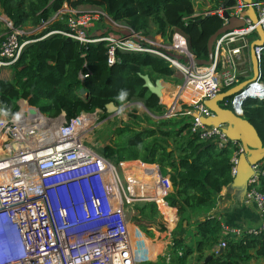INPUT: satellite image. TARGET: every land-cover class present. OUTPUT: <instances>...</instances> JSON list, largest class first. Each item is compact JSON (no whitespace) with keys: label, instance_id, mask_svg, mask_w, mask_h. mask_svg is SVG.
I'll return each mask as SVG.
<instances>
[{"label":"built area","instance_id":"1","mask_svg":"<svg viewBox=\"0 0 264 264\" xmlns=\"http://www.w3.org/2000/svg\"><path fill=\"white\" fill-rule=\"evenodd\" d=\"M251 4L264 34V0H252ZM233 5L228 13L236 15L242 8L241 0ZM214 11L220 15L219 8ZM57 13L67 14V29L50 32L79 41L103 40L108 64L114 60L115 48L148 51L164 58L179 74L180 83L168 103L160 100L164 105L163 116L178 113L190 116L189 132L218 147L236 143L237 149L229 158L233 176L241 150L239 142L228 139L219 126L201 124L192 113L211 115L202 99L250 75L248 47L255 37V23L243 17L241 26L217 35L212 43L211 61L205 65L195 62L186 37L179 32H173V39L167 44L158 35L155 44L158 50H155L144 42L141 33L126 25L115 28L117 23L101 10L98 13L110 20L105 19L109 26L104 29L106 32L101 31L92 38L87 37L86 30L98 14L65 4ZM0 20L5 27L0 41V70L9 75L22 46L32 39L25 34L24 27H13L1 13ZM44 23L29 27L39 30ZM263 46H253L257 57ZM83 76L78 72L80 79ZM182 91L191 92L192 99H183ZM246 98L264 100V82L259 78L250 81L221 104L242 115ZM87 114L80 111L65 122L60 114L49 117L27 104H18L17 111L9 117L0 110V264H138L128 233L126 206L133 200L150 201L160 211L159 205H165L164 196L170 190V182L155 163L138 158L112 162L95 150L88 132L92 126L73 132L79 115ZM59 117L62 120L56 122ZM145 168L151 171L146 172ZM251 168L243 202L255 207L260 222L256 227L221 225L223 231L235 236L264 230V191L258 189L260 177L264 176V158ZM223 246L224 241H220L213 250L216 252ZM160 257L165 263L174 261V256L168 253Z\"/></svg>","mask_w":264,"mask_h":264},{"label":"trees","instance_id":"2","mask_svg":"<svg viewBox=\"0 0 264 264\" xmlns=\"http://www.w3.org/2000/svg\"><path fill=\"white\" fill-rule=\"evenodd\" d=\"M220 1L208 0L209 8L202 10L194 8L195 0H0V13L13 27H37L45 22L37 34L29 37L32 40L22 46L11 64L10 74L0 70L3 115L14 114L21 98L49 117L62 113L65 122L80 111L104 110L107 102L115 106L132 99L142 102L145 111L129 110L128 120L113 128L110 141L101 152L112 162L138 158L155 163L167 175L170 182V190L164 196L167 214L161 212L162 215L152 202L143 201L133 205L134 213L129 221L150 234L165 229L161 217L172 223L179 235L171 240L175 252L173 264H184L195 250L197 259L201 258L198 264H205L202 260L206 254L210 255L207 264H249L253 254H264V230L235 236L223 232L218 219L205 215L215 195L232 179L229 158L237 144L228 142L218 147L214 142L198 139L189 132L190 116L183 122L163 116L164 105L142 85L140 76L147 74L151 81L160 78L176 82L173 68L161 56L115 48L114 60L108 64L103 40L79 41L50 31L67 29V14L57 13L63 4L71 8L91 5L134 32L169 38L172 28H177L186 36L194 57L204 58L208 35L223 22L214 11ZM235 2L228 0L227 5ZM3 31L5 27L0 20V41ZM87 37L95 35L87 33ZM258 67L259 79L264 82V46L259 53ZM78 72L84 74L82 79ZM81 86L84 93L78 91ZM121 91L127 93L123 100L119 98ZM187 93L190 94L188 98H192L189 91L184 96ZM242 116L252 123L264 144V100L246 98L242 103ZM79 117V124L91 123L84 116ZM258 189L264 191V176L260 177ZM190 225L193 226L191 230ZM187 231L186 234L194 237L190 242L193 248L184 241L183 233ZM220 241H224L220 252L208 250ZM154 248L155 242L150 241L147 244L150 254ZM145 258L143 255L138 263L169 264L162 257L155 261L148 256Z\"/></svg>","mask_w":264,"mask_h":264},{"label":"water","instance_id":"3","mask_svg":"<svg viewBox=\"0 0 264 264\" xmlns=\"http://www.w3.org/2000/svg\"><path fill=\"white\" fill-rule=\"evenodd\" d=\"M227 2L228 0H221L219 2L218 8L220 10V16L224 21L208 35L206 39V57L195 58V62L197 64H209L212 56V43L216 36L227 30L241 26L243 24V17H247L251 23H255L253 29L255 37L250 40L248 47L251 72L249 76L227 89L218 91L210 98L202 99V103L211 111V115L202 116L193 112L192 116H196L203 125L212 127L219 126L228 139L239 142L241 150L237 155L235 173L227 185L235 188L237 196L241 201L243 199L247 178L252 172L251 165L264 158V144L252 123L242 115L235 114L229 107L222 106L220 101L224 97L237 93L242 87H246L250 81L259 78L258 57L253 51V46L264 45V34L260 24L257 23L256 14L251 4L252 0H241L242 8L236 15L228 13L229 8L234 7L235 5H227ZM174 57L179 58L180 56L175 55ZM140 76L143 80L142 85L145 86L149 92L154 93L160 101L162 97V85L159 78L151 81L147 74H141ZM78 91L80 93L85 92L82 86L79 87ZM18 104L23 105L26 104V102L21 98L18 100ZM116 107L117 106L112 102H107L105 104L106 110H112ZM60 115L63 117L62 113H60ZM221 250L222 247H218L217 251L220 252ZM209 257L210 255L206 254L202 262L207 264L206 261Z\"/></svg>","mask_w":264,"mask_h":264},{"label":"rangeland","instance_id":"4","mask_svg":"<svg viewBox=\"0 0 264 264\" xmlns=\"http://www.w3.org/2000/svg\"><path fill=\"white\" fill-rule=\"evenodd\" d=\"M90 8H92L91 11L93 15L96 16V12L94 11H100V9L96 6H91ZM100 17V14H98ZM97 15V17H98ZM97 18L95 21L93 20L91 23H89V32L90 31H95L96 28H100V30H102V32H106L104 31V23L101 18ZM105 19L110 22L109 19H107L105 17ZM117 25L115 24L114 27L117 29H122L124 24L120 23V22H116ZM25 30V34L28 37H31L32 35L37 34L36 32H38L41 29H37V30H32L31 27H24ZM179 32L180 34H182L183 36H185L179 29L177 28H172V32L169 38L166 37H162L159 36V38H161V42L163 44H167L169 42L172 41L173 39V32ZM141 33V32H139ZM96 33H94L93 35H95ZM104 35V33H102ZM142 38L144 39V42H146L147 44L151 45L155 50H158L156 47V40L159 39L158 35H154V34H143L141 33ZM186 37V36H185ZM174 78L177 79L176 82L173 81H163L162 79L159 78L162 87H164L165 91L167 89V87H170L171 89H174V92L177 88V84L180 83V77L179 74H177L176 72L173 73L172 75ZM168 82L172 83L171 86H168ZM167 92V91H166ZM189 93L186 94L185 98L188 99L189 97ZM162 98V97H161ZM190 99V98H189ZM192 99V98H191ZM163 100V99H162ZM170 99H168L167 101L163 100V102L168 103ZM185 101V100H184ZM184 101H179L180 103H184ZM179 103H176V106H178ZM180 107H183L180 105ZM22 109V107H20ZM26 109V107H25ZM131 109H134L135 112L137 113H142L144 112V107L143 104L140 100L138 99H132L131 101H128L124 104H120L118 105L116 108H113L112 110H94L92 112H89L86 116L89 117V115H95V121L94 122H98L96 124H93L92 127L90 128V130H88L89 135H90V140L93 144V147L95 150H97L98 152H101V148L106 145L109 141H110V137L113 131V128L119 124H121L122 122L128 120V115L127 112ZM98 114V115H97ZM168 117V116H165ZM170 117H175L178 122H183V121H188L189 117L188 115L185 114H174L171 115ZM156 119V118H155ZM171 146V144H170ZM169 149V148H168ZM143 201H137V200H133L132 202H130L129 204H127L126 208V214L128 216V220H130L131 214L134 213V208L133 205L135 204H142ZM165 229H163L162 231H156V233L152 232V234L149 233V231L145 230L143 227L138 226V225H134L132 224L130 221L128 222V233L129 236L131 238L132 241V245L135 251V256L139 259L141 258L143 255H145V259L148 258L151 261H155L157 260L160 256H162V253H168L171 256H175L174 255V246L172 245V237L175 236H179L178 232H176L175 230H173L172 228V223L169 224V222H166L163 220V218L161 217ZM221 230L223 231V229L221 228ZM225 232V231H223ZM155 242L156 244H159V248L157 249L156 252H154V254H150V250L147 249V244H149V242ZM189 246H191L193 248V243H189ZM159 251V252H158ZM208 251V250H207ZM204 250V252H207ZM152 255V256H151ZM198 256V252L195 250L193 252V254H190L187 257V260H184V264H198L201 258L197 259ZM249 264H264V254H253L250 259L248 260ZM140 264V263H138ZM173 264V263H172Z\"/></svg>","mask_w":264,"mask_h":264},{"label":"crops","instance_id":"5","mask_svg":"<svg viewBox=\"0 0 264 264\" xmlns=\"http://www.w3.org/2000/svg\"><path fill=\"white\" fill-rule=\"evenodd\" d=\"M209 5H210V3L208 2V0H195L194 8L199 7L202 10H207L209 8ZM90 7H91V5H79L77 7V9L80 11H88V12L92 13L93 11H91L92 8H90ZM94 12L99 14L98 11H94ZM194 13H198V11H195ZM99 18H101V20L103 22H105L103 29H106V27L109 26L108 22L104 18H102L101 16ZM86 31H88L87 33L89 34V36H91L94 33H96V34L100 33L102 30H100V28L98 27L95 29V31L92 30L89 32V29ZM171 84L172 83L168 82L167 85L171 86ZM166 91H165L164 87L161 88L163 98L164 97L167 98L169 96L170 100H171V98L173 96L174 89L167 87ZM164 93H165V95H164ZM161 101L163 104H165V102H163L162 98H161ZM178 114H182V113H178ZM143 167H145V166L143 165ZM149 168H145L144 170L146 172H150L151 169H149ZM159 209L163 214H167V212H168L167 206H165L164 204H160ZM205 215L215 217L216 219L219 220V223L221 225L226 224L228 226H233V227H246V226L256 227L259 225V222H260L259 216L257 214L255 207L250 203L245 204L243 202V200L240 201V199L237 196L235 188L230 187L228 185L223 186L219 190V192L215 195L214 200H213V204L209 208V210L205 213ZM183 224H185V223L183 222ZM192 227L193 226L190 225L189 229L191 230ZM186 233H188V231L183 233L185 236L184 241L186 243H190L191 241H193L194 237H191L189 234H186ZM213 246L214 245L209 247L208 250H211L213 248ZM154 252L155 251H153L151 253L154 254Z\"/></svg>","mask_w":264,"mask_h":264},{"label":"bare ground","instance_id":"6","mask_svg":"<svg viewBox=\"0 0 264 264\" xmlns=\"http://www.w3.org/2000/svg\"><path fill=\"white\" fill-rule=\"evenodd\" d=\"M185 92L186 91H182L181 92V94H180V96L183 98V99H187V98H185V96H184V94H185ZM163 95V94H162ZM164 95H165V93H164ZM162 99L165 101H167L168 99H170V97L168 96L167 98H163V96H162ZM189 99V98H188ZM191 99V98H190ZM98 115V114H97ZM95 115H89V117L88 116H85L84 117V119H88L91 123L90 124H79L78 122H77V126H75L74 125V129H73V132H82L85 128H87V127H91L93 124H96V123H98V122H93V121H95ZM80 118V117H79ZM62 119L61 118H57L56 119V122H59V121H61ZM21 152V151H20ZM18 155H20V153H17ZM3 155H6V153L5 154H3ZM20 160H23V159H20ZM146 178L147 177H143V179H145L146 180ZM159 248V244H156L155 243V248H154V251L156 252L157 251V249Z\"/></svg>","mask_w":264,"mask_h":264},{"label":"clouds","instance_id":"7","mask_svg":"<svg viewBox=\"0 0 264 264\" xmlns=\"http://www.w3.org/2000/svg\"><path fill=\"white\" fill-rule=\"evenodd\" d=\"M126 94H127L126 92L121 91V93H120V97H119V98H120L121 100H123L124 97L126 96ZM242 200H243V199H242ZM165 206H166V205H165ZM157 211H158V210H157ZM159 212L161 213V211H159ZM161 214H162V213H161ZM162 215H163V214H162ZM215 245H216V244H215ZM212 249H213V248H212ZM217 249H218V248H217ZM213 251H214V250H213ZM214 252H215V251H214ZM216 252H217V250H216Z\"/></svg>","mask_w":264,"mask_h":264},{"label":"flooded vegetation","instance_id":"8","mask_svg":"<svg viewBox=\"0 0 264 264\" xmlns=\"http://www.w3.org/2000/svg\"><path fill=\"white\" fill-rule=\"evenodd\" d=\"M193 54V53H192ZM195 58V57H194ZM230 87V86H229ZM228 88V87H227ZM227 88H225V89H227ZM225 89H222V90H225ZM222 90H220V91H222ZM233 95V94H232ZM231 96V95H230ZM230 96H227V97H230ZM227 97H224L223 99H225V98H227ZM223 99L220 101V104L222 103V101H223ZM226 107V106H225ZM231 109V108H230ZM232 110V109H231Z\"/></svg>","mask_w":264,"mask_h":264}]
</instances>
